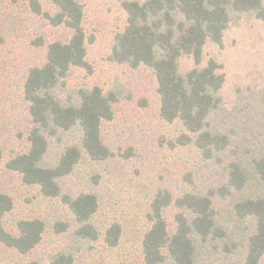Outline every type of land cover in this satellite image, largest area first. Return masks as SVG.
<instances>
[{
  "label": "trees",
  "instance_id": "16d2710c",
  "mask_svg": "<svg viewBox=\"0 0 264 264\" xmlns=\"http://www.w3.org/2000/svg\"><path fill=\"white\" fill-rule=\"evenodd\" d=\"M11 1L28 2L34 13L44 14L53 26L64 25L72 35L66 42H51L46 62L28 73L24 95L32 124L30 149L15 156L7 166L21 174L25 184L38 186L45 197L62 198L78 224V244L96 240L98 231L91 222L98 210L96 196L64 194L62 179L73 172L83 153L95 161L110 157L101 127L113 119L118 96L98 86L66 90L65 81L73 68H90L83 8L76 0H51L56 7L54 14L43 13L39 0ZM114 1L121 3L127 18L125 29L114 38L111 60L133 69H151L158 84L161 118L181 122L189 133L180 137L181 144L194 145L203 161L224 167L219 184L186 192L174 201L180 211L171 237L162 210L172 203V198H155L150 214L153 224L143 240L145 264H196L200 250L209 246L223 253L227 264H261L264 91L259 100H253V95L244 99L243 108L236 109L234 116L226 108L222 94L225 75L214 60L204 63V54L208 43L222 46L225 32L243 16L264 21V0ZM182 58H192L195 66L182 71ZM74 129L80 132L79 145L62 148L56 162L48 165L50 141ZM226 200L232 203L230 214L234 220L223 217L217 209L218 202ZM12 208V199L0 192V243L29 254L42 240L44 222L22 220L17 233H10L3 218ZM120 235L121 226L114 224L107 230L105 241L115 247ZM75 261L76 250L71 246L52 255L49 264ZM28 264L42 263L34 260Z\"/></svg>",
  "mask_w": 264,
  "mask_h": 264
},
{
  "label": "rangeland",
  "instance_id": "374dc122",
  "mask_svg": "<svg viewBox=\"0 0 264 264\" xmlns=\"http://www.w3.org/2000/svg\"><path fill=\"white\" fill-rule=\"evenodd\" d=\"M76 1L83 8L90 68H73L65 81L66 90L98 86L118 96L113 119L101 127L110 157L95 161L83 153L73 172L62 179L64 194L96 196L98 210L91 222L98 238L78 244V224L62 198L45 197L38 186L25 184L21 174L7 166L15 156L30 149L32 124L24 95L28 73L46 62L51 42H66L72 32L64 25L53 26L44 14L34 13L28 2L0 0V192L13 202L3 225L13 234L22 220L38 219L45 225L40 244L29 254L0 243V264H28L34 260L49 264L52 255L71 246L76 250L75 264H145L143 240L153 224L150 214L155 198H172V203L162 210L171 237L180 211L174 201L186 192H198L222 180V165L203 161L194 145L181 144L180 137L189 134L182 123L161 118L153 71L146 66L133 69L111 60L114 38L126 27L121 3ZM39 2L43 13H55L51 0ZM211 59L225 75L222 94L226 108L235 116V110L243 108L244 99L253 95V100H259L264 91V21L243 16L225 32L222 46L207 44L204 63ZM194 66L192 58L180 61L182 71ZM79 143L78 129L60 139L53 138L46 163L54 164L62 148ZM231 204L230 200L218 202L217 209L223 217L234 220ZM114 224L121 226V235L117 246L110 247L105 237ZM61 228L65 229L60 231ZM200 251L196 264H227L224 254L211 246Z\"/></svg>",
  "mask_w": 264,
  "mask_h": 264
}]
</instances>
